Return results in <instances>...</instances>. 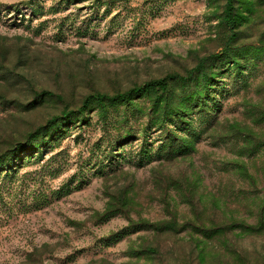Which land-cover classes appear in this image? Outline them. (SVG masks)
I'll use <instances>...</instances> for the list:
<instances>
[{
    "label": "rangeland",
    "instance_id": "obj_1",
    "mask_svg": "<svg viewBox=\"0 0 264 264\" xmlns=\"http://www.w3.org/2000/svg\"><path fill=\"white\" fill-rule=\"evenodd\" d=\"M226 3L0 0V264H264V0Z\"/></svg>",
    "mask_w": 264,
    "mask_h": 264
},
{
    "label": "trees",
    "instance_id": "obj_2",
    "mask_svg": "<svg viewBox=\"0 0 264 264\" xmlns=\"http://www.w3.org/2000/svg\"><path fill=\"white\" fill-rule=\"evenodd\" d=\"M224 20L225 22H227L230 27H234L236 25V15H235V5H234V0H227L226 3V8H225V14H224ZM175 75H170V76H165L163 78H157V79H153V80H149L147 82H145L142 85H138V86H134L132 88H130L129 90L126 91H120L114 94H108V93H102V92H95L93 94H90L89 96L86 97V99L84 100V103L82 105L83 107H88V105L90 103H96V105L101 108V110L103 111H107L108 110V105H115L119 102H126L129 103V100L131 98L132 95H143L146 93H150V92H157L156 94V100H159L160 97H162L163 95L167 94L169 92L170 89V82L168 79L174 78ZM45 93H48L49 95H51V92H47L45 91ZM138 95V96H139ZM73 111H64L63 114L61 116H53L49 122H56L64 117H68L70 116V114ZM84 117H82L83 119ZM53 128V127H52ZM52 130V129H51ZM50 130V131H51ZM41 131H36L32 134V141L35 138H38L40 136ZM33 146V144L31 143L29 145V147L31 148ZM28 149V147H24L22 149V151H26ZM12 150L5 152L3 154L0 155V167L2 165H10L11 160L13 158H16V156H18L16 153L18 152H11ZM3 155V156H2Z\"/></svg>",
    "mask_w": 264,
    "mask_h": 264
}]
</instances>
